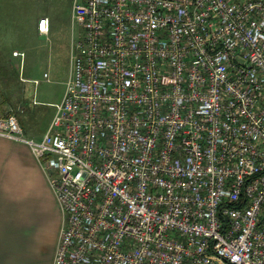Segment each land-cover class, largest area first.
Listing matches in <instances>:
<instances>
[{
  "label": "built area",
  "instance_id": "obj_1",
  "mask_svg": "<svg viewBox=\"0 0 264 264\" xmlns=\"http://www.w3.org/2000/svg\"><path fill=\"white\" fill-rule=\"evenodd\" d=\"M71 23L41 140L0 118L63 209L53 264H264V0H74Z\"/></svg>",
  "mask_w": 264,
  "mask_h": 264
},
{
  "label": "rangeland",
  "instance_id": "obj_2",
  "mask_svg": "<svg viewBox=\"0 0 264 264\" xmlns=\"http://www.w3.org/2000/svg\"><path fill=\"white\" fill-rule=\"evenodd\" d=\"M73 1L0 0L3 115L16 114L27 137L36 140L47 131L66 88L70 72ZM38 11L50 19L49 35L38 36L32 29L33 16ZM14 50L25 53L23 63L13 56ZM45 72L48 79L44 77Z\"/></svg>",
  "mask_w": 264,
  "mask_h": 264
},
{
  "label": "crops",
  "instance_id": "obj_3",
  "mask_svg": "<svg viewBox=\"0 0 264 264\" xmlns=\"http://www.w3.org/2000/svg\"><path fill=\"white\" fill-rule=\"evenodd\" d=\"M42 16H33L38 36ZM4 112L0 101V118ZM63 223V209L30 144L0 135V264H53Z\"/></svg>",
  "mask_w": 264,
  "mask_h": 264
}]
</instances>
